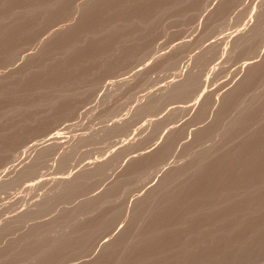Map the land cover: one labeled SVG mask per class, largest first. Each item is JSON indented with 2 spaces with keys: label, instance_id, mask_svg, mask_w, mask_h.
Returning <instances> with one entry per match:
<instances>
[{
  "label": "rangeland",
  "instance_id": "1",
  "mask_svg": "<svg viewBox=\"0 0 264 264\" xmlns=\"http://www.w3.org/2000/svg\"><path fill=\"white\" fill-rule=\"evenodd\" d=\"M0 264H264V0H0Z\"/></svg>",
  "mask_w": 264,
  "mask_h": 264
},
{
  "label": "bare ground",
  "instance_id": "2",
  "mask_svg": "<svg viewBox=\"0 0 264 264\" xmlns=\"http://www.w3.org/2000/svg\"><path fill=\"white\" fill-rule=\"evenodd\" d=\"M252 64V63H251ZM251 66V65H250Z\"/></svg>",
  "mask_w": 264,
  "mask_h": 264
}]
</instances>
